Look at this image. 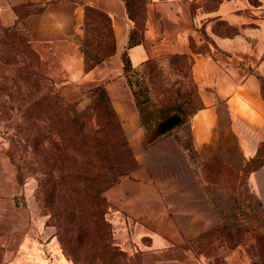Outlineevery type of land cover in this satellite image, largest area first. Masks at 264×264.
I'll return each mask as SVG.
<instances>
[{
    "label": "crops",
    "instance_id": "1",
    "mask_svg": "<svg viewBox=\"0 0 264 264\" xmlns=\"http://www.w3.org/2000/svg\"><path fill=\"white\" fill-rule=\"evenodd\" d=\"M211 1L147 0L142 39L129 46L136 20L126 0H0L3 23L29 35L51 76L74 80L79 89L108 81L107 92L134 142L135 166L107 191L127 250L133 249L131 239L137 246L150 238L151 248L190 252L187 244L236 220L231 209L237 210L239 189L250 195L245 204L252 199L264 215V0H216L208 7ZM88 6L110 16L114 51L86 70ZM125 51L133 66L191 56L203 104L188 127L171 114L147 133L123 75ZM0 264L69 262L29 229V216L14 199L4 198Z\"/></svg>",
    "mask_w": 264,
    "mask_h": 264
},
{
    "label": "rangeland",
    "instance_id": "2",
    "mask_svg": "<svg viewBox=\"0 0 264 264\" xmlns=\"http://www.w3.org/2000/svg\"><path fill=\"white\" fill-rule=\"evenodd\" d=\"M216 3L213 0L208 7ZM89 41V48L99 52V56L110 49L107 44L97 45L94 39ZM124 63L123 60V75L128 86L136 90L141 123L147 133L171 114L179 116L174 120L179 121L178 125L183 123L188 127L190 115L203 104L193 76L191 56L151 58L128 71ZM43 65L50 75L42 61ZM15 66L12 61L0 60V203L4 198L14 199L22 213L28 214L29 229L42 243H50L69 264H112L100 255L99 250L106 248L105 242L112 245L116 254L121 255V250L127 254L129 261L125 264H264V215L252 199L248 206L245 204L244 199L250 195L244 189L237 191V210L234 211L233 206L231 209L233 216L237 214L236 220L224 221L216 233L211 230L209 235L187 244L190 252L184 251L186 247L184 250L181 247L151 248L150 238H143L146 245L137 246L131 239L132 250L123 247L121 230L112 221L113 210L107 191L133 169L134 142L128 139L124 121L107 92L108 81L90 83L89 87L79 89L74 80L50 75L52 87L71 104L62 112L68 125L62 136L53 131L57 129H51L54 124L59 127L56 115L59 109L53 105L38 120L39 139L34 142L35 128L30 116L23 122L25 127L17 126L18 117L27 106V101L21 102L19 98L33 89V85L24 81L14 83ZM114 79L109 78V82ZM76 113L80 116L77 124L73 120ZM78 123L82 124L81 131H77ZM148 143L149 140L142 141L144 146ZM109 172L121 174L105 189L102 188L104 176ZM95 188H101L99 198L92 197ZM106 200L109 206H104ZM78 209L87 213L86 228L96 221L98 231L110 226L108 238L104 239L101 232L94 240L88 228L89 233L84 232L82 221L72 214ZM230 248L238 251H224Z\"/></svg>",
    "mask_w": 264,
    "mask_h": 264
},
{
    "label": "trees",
    "instance_id": "3",
    "mask_svg": "<svg viewBox=\"0 0 264 264\" xmlns=\"http://www.w3.org/2000/svg\"><path fill=\"white\" fill-rule=\"evenodd\" d=\"M146 1L147 0H126L129 15L136 20V26L131 31L130 34L129 46H132L134 43H137L142 39V31L144 29V18L146 15L145 12ZM84 30H85L84 47H85V55H86L85 69L89 70L95 66L96 62L101 61L102 58L106 57L107 55H109L114 51V38L111 27V18L104 11L97 9L95 7L88 6L85 12ZM90 39H94L97 45L107 44L106 46L110 47L109 51L101 52V55L99 56L98 54L99 52H96L94 49L92 50L89 48L90 45L88 44L90 43L89 41ZM172 55L185 56L183 54H172ZM0 60L5 63L12 61L16 65L13 68V76H12V79L15 84H17L20 81H24L25 83L33 85L32 86L33 89L27 91L24 96L19 98L21 102L27 101V106L24 109V113L18 117V119H20L21 122L19 121L17 123V126L19 128L25 127L24 124L26 122L25 119L27 116H30L31 123L35 128L33 132L34 142H37V140L39 139L38 138L39 129L38 127H36L38 124V120L41 118V116L46 114V112L53 105H55L59 109V113L56 114L59 117L58 118L59 127L56 124H54L51 125V129L52 130L57 129L53 131L61 136L64 135L66 132V126L68 125V121L66 120L62 112L65 109V107H67L68 105L71 106V104L60 93H58L54 89V87H52L53 80L48 74L45 73L42 66L41 54L38 51V49L35 47L29 35L25 31L20 30L19 28L13 25H5L2 22L1 18H0ZM123 60L125 62L124 68L126 71H128L129 68L132 69L138 67V66H133L127 51L123 53ZM135 91L136 90L133 91L134 95H135ZM135 99L139 108H141L139 103L140 101L137 100L136 95H135ZM28 113L29 115H27ZM77 119L80 120V116L77 115L76 113V116L73 118L75 124H77L76 121ZM77 126H78L77 131H81L82 124L78 123ZM120 174L121 173H116V172L107 173L104 176L105 177L104 186L102 188L106 189L114 182H116ZM99 189L101 188L93 189L92 197L99 198L98 195ZM106 205L109 206L107 200L104 203V206ZM72 214L75 216V218L82 221V224L85 227V229L83 230L84 232L86 231L87 233H89L88 232L89 229L91 236L94 237L93 238L94 240L100 236L101 232H102V236L104 235V239L108 238L107 237L109 235L108 228L110 226L106 225V228L104 226V228L98 231L99 226L96 225L98 222L96 221V224H94L92 221L94 227L93 224L91 226L88 225L87 227L88 229H87L85 226L86 221L84 220L87 213L78 209L77 212H72ZM72 220L74 221L75 219ZM103 223H105V221ZM93 244L96 245V242H94ZM104 247L106 248H102L99 250L100 255L108 262L112 264H125L129 261L127 254L123 250H121V255H118L115 252H113L112 250L113 247L109 242H105ZM117 255L121 257H118Z\"/></svg>",
    "mask_w": 264,
    "mask_h": 264
}]
</instances>
